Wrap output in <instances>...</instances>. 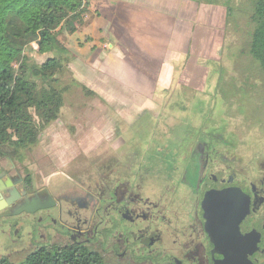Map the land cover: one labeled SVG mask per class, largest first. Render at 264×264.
Returning <instances> with one entry per match:
<instances>
[{"label": "flooded vegetation", "instance_id": "obj_1", "mask_svg": "<svg viewBox=\"0 0 264 264\" xmlns=\"http://www.w3.org/2000/svg\"><path fill=\"white\" fill-rule=\"evenodd\" d=\"M159 119L148 125L158 146L165 140L154 133ZM199 137L184 135L183 149L167 150L166 161L175 165L160 169L161 180L148 172V156L140 155L130 156L131 166L105 158L97 165L100 177L87 165L88 180L79 170L71 186L56 192L14 164L4 167L0 218L39 215L46 231L65 240L36 244L30 253L66 249L93 254L105 264H264V146L254 153L235 148L242 139L233 134ZM162 177L171 187L162 186ZM24 206L28 210L18 212Z\"/></svg>", "mask_w": 264, "mask_h": 264}, {"label": "rangeland", "instance_id": "obj_2", "mask_svg": "<svg viewBox=\"0 0 264 264\" xmlns=\"http://www.w3.org/2000/svg\"><path fill=\"white\" fill-rule=\"evenodd\" d=\"M66 34L59 36L62 43ZM242 44L239 33L228 34L218 60L207 63L209 74L202 92L172 90L171 107L165 106L160 113L156 111L154 114V117L161 118L154 133L166 140L159 142L160 146L152 141L148 125L156 122L151 115L141 118L139 122L142 124L129 125L117 117L118 110L107 109L101 98L88 95L80 86L68 84L71 79L77 81L73 69L83 70L82 64L73 58L67 65L68 71L61 76L68 89L63 94L58 118L40 130L38 142L25 151L22 162H10L0 157V169L14 164L36 184L47 182L56 192V189L71 186L70 180L77 171L85 172L87 165H92L90 171L100 177L102 172H98L97 165L103 164L109 156L112 158L109 163L129 166L135 163L130 156H148V172L157 176V173L162 174L160 169L164 166L167 172L169 165H175L173 160L166 161L167 150L183 149L180 138L184 135L199 134L202 140L211 133L233 134L244 141L235 148L260 152L264 146V82L257 73L245 68L250 58L240 54ZM31 46L25 54L37 63L43 62L46 54L40 53L35 43ZM168 138L171 141H167ZM153 153L157 157L153 158ZM81 177L88 180L87 173ZM162 181L163 187H171L168 177H162ZM167 201L171 202V197L167 196ZM38 217L22 213L8 220L0 218V259L5 257L18 262L36 244H64L63 237L59 241L56 234L45 230L46 219L38 220ZM36 218L37 221L33 222Z\"/></svg>", "mask_w": 264, "mask_h": 264}, {"label": "crops", "instance_id": "obj_3", "mask_svg": "<svg viewBox=\"0 0 264 264\" xmlns=\"http://www.w3.org/2000/svg\"><path fill=\"white\" fill-rule=\"evenodd\" d=\"M89 2L88 25L68 36L83 66L72 71L118 118L142 124L146 114L153 120L171 107L172 90H204L207 62L221 52L225 8L192 0Z\"/></svg>", "mask_w": 264, "mask_h": 264}, {"label": "trees", "instance_id": "obj_4", "mask_svg": "<svg viewBox=\"0 0 264 264\" xmlns=\"http://www.w3.org/2000/svg\"><path fill=\"white\" fill-rule=\"evenodd\" d=\"M192 1L225 8L222 47L230 32L239 33L240 54L250 58L245 68L264 82V0ZM90 7L89 0H0V157L23 161L40 130L58 118L68 84L95 95L74 79L68 84L61 79L74 58L68 36L88 25ZM62 33H67L63 43ZM32 43L46 54L43 62L25 54ZM0 264L105 263L86 252L42 247L18 262L3 257Z\"/></svg>", "mask_w": 264, "mask_h": 264}, {"label": "water", "instance_id": "obj_5", "mask_svg": "<svg viewBox=\"0 0 264 264\" xmlns=\"http://www.w3.org/2000/svg\"><path fill=\"white\" fill-rule=\"evenodd\" d=\"M0 188H1V187H0ZM13 201H14L13 199H8V200H7V203L10 204V203L13 202ZM5 204H6L5 201H1V203H0V208L3 207ZM22 210H28V207H27V206H24V207L20 208V210H19L18 212H20V211H22ZM18 212H17V213H18Z\"/></svg>", "mask_w": 264, "mask_h": 264}]
</instances>
